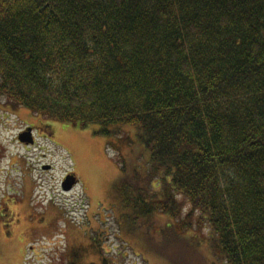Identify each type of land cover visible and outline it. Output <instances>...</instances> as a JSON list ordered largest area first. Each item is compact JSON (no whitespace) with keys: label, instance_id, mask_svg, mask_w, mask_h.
<instances>
[{"label":"trees","instance_id":"1","mask_svg":"<svg viewBox=\"0 0 264 264\" xmlns=\"http://www.w3.org/2000/svg\"><path fill=\"white\" fill-rule=\"evenodd\" d=\"M0 103L128 147L134 128L148 171L115 156L113 197L168 264H190L195 211L213 256L264 264V0H0ZM179 196L186 221L156 228ZM101 242L63 264L124 263Z\"/></svg>","mask_w":264,"mask_h":264},{"label":"rangeland","instance_id":"2","mask_svg":"<svg viewBox=\"0 0 264 264\" xmlns=\"http://www.w3.org/2000/svg\"><path fill=\"white\" fill-rule=\"evenodd\" d=\"M40 123L49 125L55 133L51 141L39 138L28 148L16 141L18 133ZM118 128L123 131L121 140L125 136L131 138V147L124 139L119 145L118 137L103 135L98 125L81 129L43 120L25 108L10 110L0 103V195L4 192L10 199L9 206L18 207L17 214L10 216V230L14 225L20 226L25 243L32 241L35 248V254H26L27 264H63L65 257L71 259L72 251L87 248L99 236L102 252L111 253L118 263L168 264L148 249L143 232H128L130 219L122 218L116 207L113 185L121 176V169L115 156H122L129 169L136 163L142 175L148 171L144 164L147 154L135 141L136 130L128 126ZM110 143L115 147H109ZM45 164L53 170L43 173L41 168ZM66 174L77 180L69 192L61 189ZM178 199L183 206L175 218L177 222L159 215L156 228L163 223L182 224L191 207L183 197ZM189 225L187 233L182 227L181 232L187 234L191 245L190 264H224L209 249L211 233L207 220L195 211ZM91 252L79 253L77 263L99 262L98 254Z\"/></svg>","mask_w":264,"mask_h":264},{"label":"flooded vegetation","instance_id":"3","mask_svg":"<svg viewBox=\"0 0 264 264\" xmlns=\"http://www.w3.org/2000/svg\"><path fill=\"white\" fill-rule=\"evenodd\" d=\"M50 128L49 125L44 123H40L35 127H26L23 131L17 134L16 141L21 145H24L26 148L34 146L39 138H48L49 141H51L50 139L54 138L55 133L52 132ZM28 129H30L29 134L32 142L29 144L21 143L19 141V135L26 132ZM52 170L53 167L50 164L42 165L41 171H43V173H48ZM67 175L68 174L64 176L63 180ZM6 195L4 192L0 195V264H27L26 254L29 252L35 254L36 251L35 248L31 246L32 241L25 243L24 232L20 226L14 225L10 230V216H15L17 214L15 211H17L18 207H10V199ZM11 211L15 213L12 214ZM29 264L33 263L29 262Z\"/></svg>","mask_w":264,"mask_h":264},{"label":"water","instance_id":"4","mask_svg":"<svg viewBox=\"0 0 264 264\" xmlns=\"http://www.w3.org/2000/svg\"><path fill=\"white\" fill-rule=\"evenodd\" d=\"M30 129H28L26 132L21 133L19 135V141L21 143H25V144H29L32 142V140H30ZM77 184V180L73 175H67L65 177V179L63 180V182L61 183V189L64 192H69L71 191L74 186Z\"/></svg>","mask_w":264,"mask_h":264}]
</instances>
